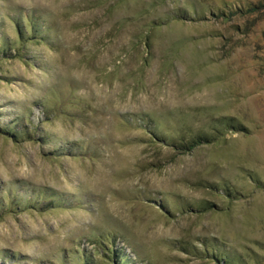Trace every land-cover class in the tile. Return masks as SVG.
<instances>
[{
	"label": "rangeland",
	"instance_id": "374dc122",
	"mask_svg": "<svg viewBox=\"0 0 264 264\" xmlns=\"http://www.w3.org/2000/svg\"><path fill=\"white\" fill-rule=\"evenodd\" d=\"M0 47V264H264V0H0Z\"/></svg>",
	"mask_w": 264,
	"mask_h": 264
},
{
	"label": "trees",
	"instance_id": "16d2710c",
	"mask_svg": "<svg viewBox=\"0 0 264 264\" xmlns=\"http://www.w3.org/2000/svg\"><path fill=\"white\" fill-rule=\"evenodd\" d=\"M27 24H25L22 28L16 23V25L14 26V30L16 33V40L18 42H26V41H30V40H36L39 38L38 35V28L34 25H32V23L30 22L29 19L26 20ZM2 42H4V40H2ZM5 44V43H3ZM1 49V47H0ZM4 51L0 50V53L3 54ZM10 128V127H9ZM237 130H239L238 132H243L244 128L243 127H237ZM0 134L2 136H4V138L11 140L14 143H19L20 141H22L25 137H28V133L26 132V130L23 128V130H16V131H12L10 129H1L0 130ZM210 142V139L206 138V137H202V136H197L194 137L192 140V144L186 145V148L188 147V150L192 149L193 147L202 145V144H208ZM185 146V145H182ZM58 154H60L58 152Z\"/></svg>",
	"mask_w": 264,
	"mask_h": 264
}]
</instances>
